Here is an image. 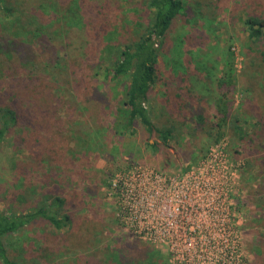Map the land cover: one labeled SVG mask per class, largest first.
Here are the masks:
<instances>
[{
	"label": "rangeland",
	"instance_id": "obj_1",
	"mask_svg": "<svg viewBox=\"0 0 264 264\" xmlns=\"http://www.w3.org/2000/svg\"><path fill=\"white\" fill-rule=\"evenodd\" d=\"M108 2L120 4V14L133 29L143 10L141 3ZM184 5L191 13L187 28L197 37L201 35L206 48L213 50L208 53L213 59V84L227 63L236 78L232 115L216 130L219 135L194 128L195 115L213 111L212 100L209 104L195 90L197 96L185 98L189 104L180 105L179 115L177 111L171 116L166 111L161 114L159 102L152 108L151 117L158 127L173 126L167 144L156 152L146 143L161 144L157 133L149 136L135 126L133 136L117 137L110 125L120 103L121 87L108 88L103 81L107 53L101 47L98 52L93 48L90 53L97 52L93 62L82 56L67 61L66 52L79 42L73 38L69 48L64 46L61 27L55 24L54 38L48 40L53 47L51 59H62L54 62L60 75L72 71L73 76L63 81L52 71L44 82L51 84L48 90L53 97H46L47 103L39 107L32 106L27 112L32 121L13 129L4 140L0 148V209L25 208L40 195L49 194L62 199L61 208L73 219L64 230L54 231L38 221L13 234L8 238V250L14 259L36 264H170L164 248L136 238L118 223L115 204L108 195L110 180L118 171L137 167L165 174L187 171L223 140L228 162L239 175L232 197L241 222L242 261L264 264V41L250 40L244 26L247 18L264 16V0H185ZM184 29L176 22L170 37ZM110 36L115 34L107 35L105 41ZM176 50L180 52L179 45ZM30 51L44 61L41 51L33 47ZM192 54L199 62L205 50ZM76 63L80 69L73 67ZM154 89L152 99L159 101L162 87ZM215 90L214 85L213 95H217Z\"/></svg>",
	"mask_w": 264,
	"mask_h": 264
},
{
	"label": "trees",
	"instance_id": "obj_2",
	"mask_svg": "<svg viewBox=\"0 0 264 264\" xmlns=\"http://www.w3.org/2000/svg\"><path fill=\"white\" fill-rule=\"evenodd\" d=\"M184 1L138 0L143 10L131 29L119 12L120 4L109 3L108 0H0V148L13 129L32 121L27 114L32 106L39 107L47 103L46 97H53L54 94L48 90L51 84L44 82L52 71L63 81L73 76L72 71L60 75L54 62L62 59L57 56L51 59L53 47L48 40L54 38L52 29L55 24L61 27L62 38L59 39L64 46L69 48L73 38L79 42L76 48L71 50L70 47L66 52L67 61L82 56L93 62L100 47L107 53L103 81L108 88L121 87V99L114 110L111 132L117 137H131L137 126L149 136L158 134L161 144L146 143L154 152L166 145L173 126L158 127L151 117L152 108L159 102L161 114L166 111L171 116L177 111L179 115L180 105L189 104L185 98L194 97L193 77L209 73L210 67L205 63L208 53L213 51L206 48L201 35L197 37L187 28L191 13ZM78 15L81 20H78ZM178 21L185 29L170 37ZM244 26L250 40L264 41V16L249 17ZM114 34L105 41L107 35ZM178 45L179 53L175 51ZM30 46L41 51L46 62H41L30 51ZM93 48L96 53H90ZM196 50H205L199 62L192 54ZM96 62L99 63L98 58ZM225 65L226 69L221 71L215 82L217 95H213L210 105L213 111L207 115H195L194 128L200 127L204 134L216 132L218 136L216 130H220L232 115L236 78L230 63ZM78 66L80 69L77 63L73 67ZM95 76L93 80L97 81ZM205 79L209 81L208 77ZM98 83L103 84L102 81ZM159 85L163 94L160 99L157 97L159 101H155L152 96L154 88ZM39 198L25 208L9 209L8 212L0 209V264H36L14 259L8 250V238L24 227L38 221L45 222L54 231L70 227L73 217L61 208L63 201L60 197L42 194Z\"/></svg>",
	"mask_w": 264,
	"mask_h": 264
},
{
	"label": "built area",
	"instance_id": "obj_3",
	"mask_svg": "<svg viewBox=\"0 0 264 264\" xmlns=\"http://www.w3.org/2000/svg\"><path fill=\"white\" fill-rule=\"evenodd\" d=\"M220 140L187 171L165 174L131 168L116 172L110 193L120 225L162 247L170 264H243L241 222L232 194L239 175Z\"/></svg>",
	"mask_w": 264,
	"mask_h": 264
},
{
	"label": "crops",
	"instance_id": "obj_4",
	"mask_svg": "<svg viewBox=\"0 0 264 264\" xmlns=\"http://www.w3.org/2000/svg\"><path fill=\"white\" fill-rule=\"evenodd\" d=\"M206 61H207L205 63L206 66L207 67L211 66L209 68V73L204 74V75H200V77H193L192 81H194V83H192L191 85L193 86V91L195 94V95H193L194 97L197 96L196 91H198L200 93V95H202L205 98V100H208L207 102L212 100L211 101V104H212L213 103V86L215 85V83L213 84V64H212L213 59L208 57ZM219 76L220 75H218V77ZM206 77L209 78V81L205 79ZM215 82H216V80H215ZM209 104H210V102H209Z\"/></svg>",
	"mask_w": 264,
	"mask_h": 264
}]
</instances>
